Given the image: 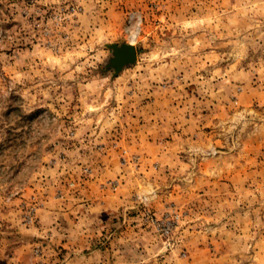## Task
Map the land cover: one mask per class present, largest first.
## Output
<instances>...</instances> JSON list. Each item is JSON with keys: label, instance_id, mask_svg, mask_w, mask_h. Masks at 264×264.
Here are the masks:
<instances>
[{"label": "rangeland", "instance_id": "rangeland-1", "mask_svg": "<svg viewBox=\"0 0 264 264\" xmlns=\"http://www.w3.org/2000/svg\"><path fill=\"white\" fill-rule=\"evenodd\" d=\"M99 196L123 204L82 225L102 253L72 252ZM263 250L264 0H0V264Z\"/></svg>", "mask_w": 264, "mask_h": 264}, {"label": "crops", "instance_id": "crops-1", "mask_svg": "<svg viewBox=\"0 0 264 264\" xmlns=\"http://www.w3.org/2000/svg\"><path fill=\"white\" fill-rule=\"evenodd\" d=\"M97 199H99L98 201H96L95 199L92 198H86L87 201V209H84L83 211H79V216H75L77 218V222L76 226L73 224L72 227L70 229L67 230V233L64 234L63 237H70L72 238V240H67L68 244L72 243L71 245H73L70 249L72 250V252H83L84 246L81 247V245L83 243H85V245H87V253L88 256L90 255L95 256V255H100L102 253V251L97 250L96 247L93 246V243L91 241H89L88 239H84V237L89 236L90 233L92 232V230L90 231V229H88L87 227L90 226L92 224V222H94V215L93 213L96 214V216L98 215V213L104 212V211H109L110 209H120L123 204L120 201V199L117 200H112L109 201L110 199L105 198L103 196H99V198L97 197ZM82 202V200H80ZM79 202V200H78ZM85 207L84 205H79V207ZM95 216V217H96ZM84 223H87V227L86 229L82 228V225H85ZM93 233V232H92ZM67 234V235H66ZM93 235V234H91ZM68 238V239H70ZM75 246V247H74ZM74 259H78V257H74L72 259V261ZM101 264H110L108 261H106L105 259H103L101 261ZM249 264H264V250L263 252L258 251L255 253V258H251V260H249Z\"/></svg>", "mask_w": 264, "mask_h": 264}, {"label": "water", "instance_id": "water-1", "mask_svg": "<svg viewBox=\"0 0 264 264\" xmlns=\"http://www.w3.org/2000/svg\"><path fill=\"white\" fill-rule=\"evenodd\" d=\"M109 48H111L114 56L110 61V65L115 69L116 73L119 72L124 66L133 64L136 60V51L131 45H111Z\"/></svg>", "mask_w": 264, "mask_h": 264}]
</instances>
